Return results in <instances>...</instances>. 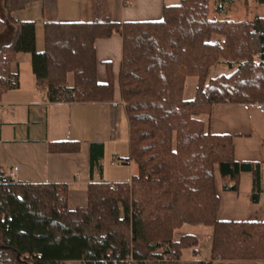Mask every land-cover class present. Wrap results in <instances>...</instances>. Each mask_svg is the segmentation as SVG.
Wrapping results in <instances>:
<instances>
[{
    "label": "trees",
    "instance_id": "1",
    "mask_svg": "<svg viewBox=\"0 0 264 264\" xmlns=\"http://www.w3.org/2000/svg\"><path fill=\"white\" fill-rule=\"evenodd\" d=\"M41 2L43 50L36 51L35 23L12 13ZM229 3L232 0H218ZM264 4V0H256ZM90 21H59L57 0H3L13 38L0 46V99L18 88L10 71L16 53H29L38 89L51 102L109 103L115 134L121 105L128 122L129 159L137 173L125 182H89L87 205L68 210L67 183L11 180L0 167V264H212L264 260V221H221L215 192L237 191L239 175L253 176L251 200L261 192L260 164L234 158L232 137L212 134L199 116L216 103L264 104V15L209 18L208 0H179L158 21L112 20L109 0H90ZM122 40L117 76L107 64L98 83L95 41ZM224 64L229 74L208 79ZM72 75L69 83L68 75ZM197 82L184 99L188 77ZM80 142H49L50 153L77 152ZM94 154V155H93ZM103 145L91 143L90 173L101 169ZM212 229L210 258L182 260L193 234L174 239L182 225ZM129 258V259H128Z\"/></svg>",
    "mask_w": 264,
    "mask_h": 264
},
{
    "label": "crops",
    "instance_id": "2",
    "mask_svg": "<svg viewBox=\"0 0 264 264\" xmlns=\"http://www.w3.org/2000/svg\"><path fill=\"white\" fill-rule=\"evenodd\" d=\"M179 0H109L112 20L158 21L165 6L176 5ZM41 2L35 1L12 13L14 20L35 23L36 51L43 50V18ZM0 0V14L6 20ZM5 12V13H4ZM59 21H90V0H57ZM15 25L7 23L0 33V46L13 38ZM122 40L113 34L96 39L98 83L107 81V64L115 79L114 101L120 102L117 76L121 60ZM29 53H16L10 62V71L18 76V88L5 92L0 99V167L9 172L16 166V182L67 183L68 210L87 205L89 182H125L137 173L136 164L129 159V132L119 146V133H110L109 103L51 102L44 91L35 85ZM229 74V73H228ZM120 114H124L121 105ZM126 117V115H125ZM212 134H227L232 137L234 158L239 162L260 164L261 192L258 200H251L253 176L249 171L239 175L237 191H227L217 167L214 170L215 192L219 199L217 219L221 221H264V104L216 103L209 115H202ZM127 121V118H126ZM128 131V122H127ZM78 141L77 152L50 153L49 142ZM91 143L103 145L100 159L101 169L90 173ZM124 144V146H123ZM108 154L111 161L107 160ZM94 155V154H93ZM110 165H120V179L113 181ZM182 225L180 231L188 233L190 228ZM199 235L194 234L198 244L190 248V259L207 261L210 258L212 229L202 226ZM191 234V233H189ZM175 238V237H174ZM176 239V238H175ZM190 251V250H189ZM181 253V257L183 256ZM212 264H264V260L223 261L215 259Z\"/></svg>",
    "mask_w": 264,
    "mask_h": 264
},
{
    "label": "rangeland",
    "instance_id": "3",
    "mask_svg": "<svg viewBox=\"0 0 264 264\" xmlns=\"http://www.w3.org/2000/svg\"><path fill=\"white\" fill-rule=\"evenodd\" d=\"M209 2V18L212 19H220V18H228V19H235V20H247L251 19L254 15H264V4H261L257 2L256 0H232V2L229 3H221L218 0H208ZM4 10V9H3ZM5 11V10H4ZM5 13V12H4ZM0 18L4 20V16L0 14ZM4 18V19H3ZM2 39H0L1 41ZM40 44H42L43 39L42 36L39 37ZM230 73V70L226 67L224 64H217L213 66L210 69V72L208 74V79L215 77L219 74H228ZM69 83L72 81V75H68ZM197 79L196 77H188L185 82L184 92H183V98L188 100L192 99L194 95V90L196 86ZM199 118L202 120V115L199 116ZM205 122L204 120H202ZM119 127H118V135H119V146H122V143L124 142L126 135H127V121L124 114H120L118 118ZM206 123V122H205ZM124 146V144H123ZM111 157L109 154L107 156V160L110 162ZM110 165V163H109ZM120 165H110L109 167V173L112 175L113 181H118L120 179V171L119 170ZM217 171V169H216ZM182 227V226H181ZM180 227V228H181ZM179 229H176L174 231L173 238L175 237L178 239L181 235H184L186 233H183V231H180ZM187 228H190L188 233L199 235L201 232L202 226H190L188 225ZM207 230H211L210 227H206ZM174 238V239H175ZM190 250V251H189ZM192 256L191 249H186L183 252V256L181 257L182 260L184 259H190Z\"/></svg>",
    "mask_w": 264,
    "mask_h": 264
},
{
    "label": "built area",
    "instance_id": "4",
    "mask_svg": "<svg viewBox=\"0 0 264 264\" xmlns=\"http://www.w3.org/2000/svg\"><path fill=\"white\" fill-rule=\"evenodd\" d=\"M16 171H17V167L14 166V167L11 168V170H10L9 172H7L8 177H9L11 180H13V181H14V179H15V172H16ZM128 259H129V258H128Z\"/></svg>",
    "mask_w": 264,
    "mask_h": 264
}]
</instances>
